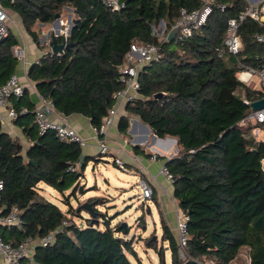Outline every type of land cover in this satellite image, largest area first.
I'll use <instances>...</instances> for the list:
<instances>
[{
    "label": "trees",
    "instance_id": "1",
    "mask_svg": "<svg viewBox=\"0 0 264 264\" xmlns=\"http://www.w3.org/2000/svg\"><path fill=\"white\" fill-rule=\"evenodd\" d=\"M119 1L124 7L115 11L102 0H5L4 5L20 15L42 50L47 45L40 41L38 24L53 23L66 7L75 14L68 40L72 45L62 53L45 52L30 65L28 79L39 96L58 111L67 116L82 114L94 127H100L115 103L114 94L123 87L120 68L131 45H157L161 58L140 69L138 97L126 104L119 130L127 135L131 118L137 116L158 137L176 139L177 154L167 159L156 156L166 159L174 177L172 197L190 215V256L230 264L248 247V264H264V142L251 136L250 127L239 125L251 111L245 100L254 102L261 92L238 80L240 63L256 70L263 67L264 43L257 41L256 34L264 33V26L246 20L239 29L242 51L219 56L217 48L222 46L227 21L243 8L244 0H217L227 3L226 10L215 8L206 25L183 42H160L154 26L164 21L168 36L180 9H197L202 0ZM57 41L62 43L63 37ZM17 44L9 30L0 43V85L16 73L18 63L12 49ZM158 93L164 94L156 97ZM15 105L30 110L15 121L24 127L31 145L24 152L22 141L3 131L0 122V180L4 181L0 211L5 214L17 206L23 224L0 225V237L18 244L27 236L39 239L54 232L47 247H37V264H133L130 256L137 252L133 239L128 238V225L112 224L115 217L108 219L107 213L97 208L96 219H87L86 225L78 223L74 216L80 213L73 206L64 212L40 186L44 183L64 193L91 159L101 161L102 155L86 157L80 168V144L59 140L52 132L42 135L37 125L27 120L34 118L35 107L27 90ZM134 150L153 155L141 146ZM101 200L92 197L84 202L96 207L104 205ZM64 220L68 224L62 226ZM161 223L172 264H181L176 237L163 216ZM153 234L144 238L148 248H156L157 235ZM161 256V263L166 264Z\"/></svg>",
    "mask_w": 264,
    "mask_h": 264
},
{
    "label": "built area",
    "instance_id": "2",
    "mask_svg": "<svg viewBox=\"0 0 264 264\" xmlns=\"http://www.w3.org/2000/svg\"><path fill=\"white\" fill-rule=\"evenodd\" d=\"M14 2L15 0H11ZM110 8L119 11L124 4L119 0H102ZM227 3H218L217 0H202V5L194 10H189L186 7L180 9V16L177 23L172 29L178 26L175 39L183 42L192 35L202 29L208 22L209 17L215 8L224 12L227 8ZM252 20L264 26V0H244L243 8L228 19L226 31L223 39L222 46L217 48L219 56L225 53L231 55L239 54L243 49V42L239 34V29L243 22ZM10 16L7 9L0 3V43L7 37L10 30ZM60 34L63 41L68 42L67 35L71 25L65 23L62 19L60 21ZM157 35H159L157 33ZM256 39L260 43H264V33H257ZM167 40V36L160 39L161 41ZM49 50L52 51V41L47 42ZM13 55L18 61H26V49L23 46H16L13 50ZM161 58L159 47L155 44L134 43L131 45V50L127 55L126 63L120 68L121 82L123 87L114 94L115 103L109 109L108 113L103 117L100 127H95L97 134V144L100 148L101 155H110V147L107 143V133L111 127L117 124L120 119L121 112L125 109L129 101L138 97L140 88L139 71L146 65ZM240 71L238 73V80L247 85L250 89H257L261 92V97L264 98V64L260 70L252 67H246L242 63L239 64ZM254 77L259 80V86L255 87L253 84ZM26 86L22 82L20 76L16 73L10 76L5 84L0 85V122H5L6 119L15 120L20 115L28 114L30 112L27 106H21L19 109L15 105V101L24 97ZM41 98L42 104L33 109L34 123L37 125L39 133L44 135L52 132L55 136L62 141H69L80 144L84 147L87 141L82 135L72 126H70L63 117L60 119L55 117L57 109L54 104L44 98ZM256 100V101H258ZM251 106L252 102L245 100ZM6 108V112L2 111ZM57 116V115H56ZM241 127H250L251 136L255 140L264 142V108L251 111L239 122ZM157 156L154 155V158ZM113 162L121 169L126 171L127 167L124 161L116 157ZM264 162V159H263ZM160 174L167 180L173 183L174 177L169 168L163 164L160 169ZM140 185L142 187V197L146 200L154 197L155 189L152 184L145 179H141ZM4 188V181L0 180V201L1 194ZM190 215L177 207L176 216V231H177V246L178 256L181 264H185L190 259L197 260L203 264H213L211 260L201 257H192L188 254L189 232L188 223ZM23 221L21 219L20 210L17 206L12 207L9 212L3 214L0 211V225L3 226H18L21 227ZM68 224L64 220L62 226ZM54 240V232L35 239L33 237H25L18 244L6 242L0 237V251L5 259V264H37L36 249L37 247H47Z\"/></svg>",
    "mask_w": 264,
    "mask_h": 264
},
{
    "label": "crops",
    "instance_id": "3",
    "mask_svg": "<svg viewBox=\"0 0 264 264\" xmlns=\"http://www.w3.org/2000/svg\"><path fill=\"white\" fill-rule=\"evenodd\" d=\"M0 3L7 9V12L10 16V30L15 33L14 27L17 28L18 35L15 34V36L18 40V44L16 46L25 47L27 53L26 61L22 62L17 60L18 65L16 68V74L20 76L22 82L26 86V90L28 91L31 100L34 102V106L39 107L42 104L41 98L38 94V91L36 90V85L28 79L27 74L30 65L34 62H37L45 52L49 51V47L47 46V48L44 50L40 49L34 42L31 35L25 29L20 15L12 8L5 6V0H0ZM65 10H70L71 12H73V9L70 7H66ZM71 12H68L67 15H65V12L61 14V19L69 25H71V20L75 18V14L73 13L72 15ZM64 16H66L65 19ZM60 25L61 23H39L38 28H43L41 31L44 30L43 35H41L40 37L41 43H45L47 45V42L49 40L52 41L51 36L61 31ZM45 27L46 30L44 29ZM43 37H45L44 40ZM16 46L13 47L12 53ZM2 111L6 112V108H2ZM124 113L125 109L121 112V115H123ZM56 115L54 116L60 119L63 117V119H65L70 126L74 127L87 141V144L83 147V155L86 157L93 156L91 154L94 153L97 148V134L95 127L91 123V119L82 114H72L70 116H67L58 110L56 112ZM15 120L6 119L5 122H1L2 129L3 131L9 133L12 137H18L23 143L24 152H26L31 143L26 137V134L23 130L24 127L17 124ZM27 120H29L31 123H34V118ZM141 123V120L137 116L132 117L130 122V129L127 135H124L119 130V121L116 125L110 128L107 133V143L110 147V156H108V158H121L127 167L126 172L139 174L141 179H145L147 182L154 186L155 193L153 200L157 206L158 213L160 215V221L161 216H163L165 222L169 225L173 235L176 237L175 231L178 205L172 197L173 183L160 174V169L161 166L165 164V160L167 158H170L177 154L178 144L177 141L173 140L171 137L160 138L156 136L157 139L154 140L153 135L155 134L152 132L151 128L150 132L148 133L144 126L141 125ZM139 146L145 148L148 153L153 154L152 157H147L143 154L136 153L134 149L135 147ZM156 154L165 156L166 159H160L157 157L154 158V155ZM40 186L41 188H43V194H46L48 188L54 189L44 183ZM114 221L117 222V220L113 219L112 222ZM151 234H148L147 236ZM147 236H145L144 238H146ZM161 239L163 240V228ZM168 249L170 248H165V250ZM0 264H5V259L1 251Z\"/></svg>",
    "mask_w": 264,
    "mask_h": 264
},
{
    "label": "rangeland",
    "instance_id": "4",
    "mask_svg": "<svg viewBox=\"0 0 264 264\" xmlns=\"http://www.w3.org/2000/svg\"><path fill=\"white\" fill-rule=\"evenodd\" d=\"M64 12L67 15L71 11L64 10ZM71 14L73 15V12ZM65 18L66 16H64ZM42 29L40 28V31ZM44 29L46 30V27ZM14 31V34L18 35L16 27H14ZM43 31H41V35H43ZM154 31L159 34L156 36L160 41L166 36V23L161 21L159 25L154 26ZM252 85L255 87L259 86L257 77H254ZM100 152L97 144L96 151L91 155L97 156ZM101 157V161L92 158L80 178L75 180L64 193L48 188L44 195L58 204L64 212L68 213L73 206L76 213H80V215L74 216L75 221L78 223L84 222L85 225L91 215L86 209L77 212L82 204L81 202L92 197L102 199L100 203L104 205H96V208L102 213H107L108 219L115 217L114 219L117 222L114 221L112 224L122 222L130 228L128 238L133 239V246L137 252V255L130 256L133 264H162L161 255L165 257L166 264H172L171 249L165 252V248L169 247V242L161 239L162 224L157 206L153 198L146 200L141 195L140 175L121 170L113 163V159L108 158L107 155H102ZM77 185L79 187L74 194L73 191ZM67 199H70V203H68ZM68 218H71V215ZM103 219L104 217L100 219L101 228H104ZM152 232H156L157 235L155 237L157 241L154 242L156 248H148L147 240L144 239L145 236ZM153 233L149 236L152 237ZM175 234L177 236V231H175ZM249 253L250 249L248 247L242 248L238 258L230 264H248L250 262Z\"/></svg>",
    "mask_w": 264,
    "mask_h": 264
},
{
    "label": "water",
    "instance_id": "5",
    "mask_svg": "<svg viewBox=\"0 0 264 264\" xmlns=\"http://www.w3.org/2000/svg\"><path fill=\"white\" fill-rule=\"evenodd\" d=\"M60 21H61V14H57L53 23H60ZM75 21H76L75 18L71 20V28H70V30L68 32V35H67V39L68 40L70 39L72 28L74 26ZM177 31H178V26H176L173 29H171L169 34H168V36H167V39L170 40V41L174 40ZM60 36H61L60 32L51 36V39H52V52L54 54L62 53V52H64L65 49H68L72 45V43L66 42L65 40L62 43H58L57 38L60 37ZM44 39H45V37H43V40ZM163 94L164 93H158V94H156V97H160ZM251 107L254 110L263 109L264 108V98H262V99H260L258 101L252 102ZM141 125L144 126V128L146 129V131L148 133L150 132V127L148 125H146L144 123H141ZM156 136L157 135H153V139L154 140L157 139ZM172 139L176 141V139H174V138H172ZM85 161H86V156H84L82 154L81 158L79 159L80 168H82L84 166ZM82 209H86L90 213L92 218H94V219L97 218L98 211L96 210V207H95L94 203H92V202H84L83 204L80 205V207L78 208L77 212L82 211ZM165 252H166V250H165ZM185 264H203V263H201V262H199L197 260H194V259H190Z\"/></svg>",
    "mask_w": 264,
    "mask_h": 264
}]
</instances>
